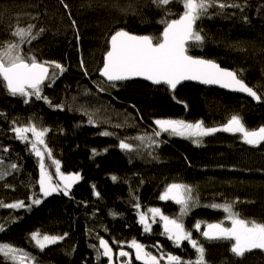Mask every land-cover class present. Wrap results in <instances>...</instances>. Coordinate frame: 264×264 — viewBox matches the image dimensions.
<instances>
[{"label":"trees","instance_id":"obj_1","mask_svg":"<svg viewBox=\"0 0 264 264\" xmlns=\"http://www.w3.org/2000/svg\"><path fill=\"white\" fill-rule=\"evenodd\" d=\"M224 2L238 3L243 11L211 9L209 16L197 21L205 37L203 45L189 47L188 54L235 71L264 97V0ZM167 7L173 13L167 16L169 20L182 12L178 2ZM164 15L152 0H0V46L13 39L10 34L18 24L35 25L44 32L25 52L65 68L59 73L48 65L50 73H57L54 81L41 86L50 104L34 97L24 104L23 97L10 95L0 84V149H8L0 150V172L4 173L0 202L31 205L0 207V226L5 229L0 231V243L29 253L34 257L32 264H106L103 257L98 262L92 247L98 246L101 237L113 250L136 240L151 251L194 260L195 251L187 242L172 247L159 226L145 233L138 223L139 213L150 208L169 214L170 205L159 197L171 183L190 186L200 205L235 201L242 218L264 223V144L249 147L239 134L216 132L200 138L197 145L191 139L162 133L156 137L158 147L132 153L119 148L123 139L139 145L133 137L152 135L158 130L156 119L202 121L204 127L218 128L238 115L250 130L264 126V99L255 105L237 95L191 84L175 92L141 81L111 87L99 78L111 35L124 30L159 37ZM29 123L48 129L44 139L51 158L46 154L45 163L50 172L55 160L65 175L81 176L69 196L54 193L44 198L39 193V158L12 131ZM104 131L113 135H101ZM93 149L99 154L93 155ZM112 176L118 180L113 182ZM34 198L42 203L32 204ZM195 208L185 227L203 242L207 264H264V251L237 257L229 250L231 242L202 238L193 225L214 223L224 216L212 208ZM36 231L64 239L40 251L30 240Z\"/></svg>","mask_w":264,"mask_h":264},{"label":"snow or ice","instance_id":"obj_2","mask_svg":"<svg viewBox=\"0 0 264 264\" xmlns=\"http://www.w3.org/2000/svg\"><path fill=\"white\" fill-rule=\"evenodd\" d=\"M63 2V0H61ZM180 3L182 12L176 19H167V16L173 15L168 5L171 3ZM157 9L164 12V17L159 23L163 24V29L159 37L150 35H133L124 30H118L110 37V47L103 58V66L99 69V75L109 82V86L115 87V82L126 81L134 77H142L144 80L151 81L154 85H167L171 90H175L182 81H199L205 85H219L221 88H228L235 92L245 93L256 102H261L264 97L258 94L245 81L239 78L235 71L222 69L212 60L196 58L188 54L189 47L202 46L205 37L199 28L197 21L210 15V10L218 8H237L243 11L238 3H227L224 0H152ZM67 7V5H65ZM246 19V18H245ZM74 23V22H73ZM44 32L43 28L36 29L35 25L15 26L11 32L13 37L10 41H5L0 46V84H3L12 96L23 97V103L28 104L34 97L35 100L43 99L49 103L47 97L42 96L41 85L45 80H55L57 73L49 71V64L54 65L59 73H63L65 68L56 62H41L35 55L25 52V48L36 41ZM77 39L79 37L77 36ZM83 68V61H81ZM85 75L87 71L85 70ZM101 91L103 89H100ZM62 109V106H56ZM92 123L91 119L89 120ZM15 124V121H13ZM156 128L152 135L136 136L132 139L139 141V145H134L123 139L119 143V148L123 151L132 153L142 147L152 148L159 145L156 137L162 133L179 136L185 139H191L193 143L199 145L200 138L213 135L216 132H226L239 134L244 144L258 147L264 144V126L258 129L250 130L243 123L238 115L232 116L225 125L218 128L204 127L202 121L195 123L176 119H156L154 121ZM120 127V125H117ZM15 133L14 138L31 145V151L39 158L40 178L39 193L44 198L53 193L69 196L73 184L81 180L79 174L65 175L60 171L58 161H53L56 165V175L59 176V183L53 182L52 175L46 170L45 155L51 158V151L45 143L46 128H39L35 123H29L23 126L12 128ZM31 134V138L29 137ZM103 136H110L113 133L104 131L100 133ZM43 146V147H41ZM7 152V148L0 149ZM99 153L93 149V155ZM151 155V153H149ZM3 163V161H0ZM12 169H16V164H11ZM4 173L0 172V178ZM113 182L118 180L117 176H112ZM95 188V186H93ZM94 194L99 197L98 192ZM162 201H172L179 206L176 217L164 215L159 208H150L152 223L156 222V217L162 222L163 235H166L174 246L181 247L183 242L194 249L196 258L194 260H184L182 257L167 254L159 258L147 250V246L131 241L130 248L135 250V259L142 264H207L205 260V247L203 242L193 236L192 230L185 227L183 217L187 216L193 207L203 206L215 210H221L225 213V219L230 222L226 227L221 223L206 224L201 228V222H196L193 229L200 233L207 241L226 240L231 243L230 251L237 257H242L246 252L254 249L264 251V223L254 220H247L241 217L240 212L236 210V202L199 204V198L194 197L193 189L185 184L171 183L167 185L165 191L159 197ZM34 205H40L42 200L34 198L31 201ZM137 208L139 204L135 205ZM0 207L9 209L30 208L24 201L3 204ZM138 223L143 226V231L149 233L152 231L151 223L146 213L139 214ZM5 230L0 226V231ZM66 235V234H65ZM63 236L41 234L36 231L31 233L30 240L40 251L59 243ZM97 252V260L101 257L106 258L107 264H112L113 249L109 242L104 238L98 239V246L92 245ZM102 250V251H101ZM129 252L122 248L118 256L122 258L129 257ZM34 257L24 250L10 245L0 243V264H32ZM121 264H132L131 260L121 261Z\"/></svg>","mask_w":264,"mask_h":264},{"label":"water","instance_id":"obj_3","mask_svg":"<svg viewBox=\"0 0 264 264\" xmlns=\"http://www.w3.org/2000/svg\"><path fill=\"white\" fill-rule=\"evenodd\" d=\"M109 41H110V39H109ZM109 47H110V44L108 45V50H109ZM220 67H221V66H220ZM221 68H222V67H221ZM222 69H224V68H222ZM225 70H227V69H225ZM99 78H100L104 83L109 84V82L105 81V79H104L103 77H101L100 75H99ZM130 81H141V82L147 83V84L152 85V86H164V87H167V85H163V84H161V85H154V84L151 83V81L144 80L142 77H134V78H132V79H130V80H126V81H117V82H115V83L130 82ZM46 82H47V80H45L44 84H45ZM44 84H43V85H44ZM186 84L195 85V86H198V87H201V88H204V89H214V90L220 91V92L225 93V94L237 95V96L243 97V98H245V99H248L249 101H251V102L254 103L255 105H259V104H260V102H259V103L256 102V101L253 100L252 98L248 97L245 93L235 92V91H232V90H230V89H228V88H221L219 85H205V84H201L199 81H195V80H191V81H182L180 84L177 85V88H176L174 91L171 90V89H169L168 87H167V88L169 89L170 92H175L179 87H181V86H183V85H186ZM43 85H41V86H43ZM223 133H225V134H232V133H226V132H223ZM248 146H249V147H253V146H250V145H248ZM203 229H204V228H203ZM130 244H131V243L127 244L126 246H127V248L130 249V251L132 252L133 257H134V259H135V250H134L133 248H130V247H129ZM126 246H125V247H126ZM120 250H121V249H120ZM120 250H118V251L116 252V255H115L114 250H113V261H112V264H115V263H114V259H115V258H116L117 260H119V259L122 258V257H119V256H118V252H119ZM101 251H102V250H101ZM124 251H125V250H124ZM103 260L106 261V264H107V260H106V258H103ZM135 261H136V262H139V263H142L141 261H138V260H136V259H135Z\"/></svg>","mask_w":264,"mask_h":264},{"label":"flooded vegetation","instance_id":"obj_4","mask_svg":"<svg viewBox=\"0 0 264 264\" xmlns=\"http://www.w3.org/2000/svg\"><path fill=\"white\" fill-rule=\"evenodd\" d=\"M165 202H167L170 206H167L168 207V210H169V214H164L162 211V213L164 214V215H166V216H168V217H176L178 214H177V212L179 211V206L178 205H176L174 202H172V201H165ZM196 208L195 207H193L192 208V210L191 211H194ZM219 211H221V210H219ZM221 213L223 214V219H221L220 221H216V222H214V223H223L224 224V226H226V227H228V226H230V222L228 221V220H226L225 219V213H223L222 211H221ZM147 216H148V218H149V223H151V227H153V226H159L160 228H161V232L163 233V228H162V222H160L159 221V218L158 217H156V222L155 223H152V220H151V213L148 211L147 213ZM189 216V214L187 215V216H185V217H183V223H184V225H185V222H186V219H187V217ZM213 223V222H212ZM165 237H166V235H165ZM167 238V237H166ZM203 238V237H202ZM172 242V241H171ZM173 243V242H172ZM232 243V242H231ZM182 245H183V243H182ZM188 245V244H187ZM147 246V245H146ZM172 247H176V246H172ZM123 249V250H125V251H127V252H129V257H126V258H121V259H119V260H117L116 258L114 259V263L115 264H121V261H126V260H131V262H132V264H142V263H139V262H136L135 261V259H134V257H133V254H132V252L130 251V249L129 248H127V246L125 247H120V248H118L117 250H114V253H115V255H116V252L118 251V250H120V249ZM177 248H179V247H177ZM151 247L150 246H147V250L148 251H150V252H152L154 255H156L158 258L161 256V255H167V254H170L169 252L168 253H165V252H161V251H159V252H156V250L153 248V251H151ZM161 264H166V261H161Z\"/></svg>","mask_w":264,"mask_h":264},{"label":"rangeland","instance_id":"obj_5","mask_svg":"<svg viewBox=\"0 0 264 264\" xmlns=\"http://www.w3.org/2000/svg\"><path fill=\"white\" fill-rule=\"evenodd\" d=\"M45 158H46V155H45ZM45 166H46V170L49 172L50 175H52L53 177V182L54 183H59V176L56 175V165L54 163L51 164V166H53V173L50 172V167H48L45 163ZM165 191V190H164ZM54 194V193H53ZM140 214V213H139ZM178 214V212H177ZM159 218V217H158ZM138 220H139V215H138ZM142 226V225H141ZM205 226L202 222H201V228ZM143 227V226H142ZM254 250H259V249H254ZM261 251V250H259Z\"/></svg>","mask_w":264,"mask_h":264}]
</instances>
